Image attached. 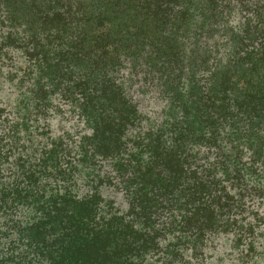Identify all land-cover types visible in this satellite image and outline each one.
Here are the masks:
<instances>
[{"label":"trees","instance_id":"1","mask_svg":"<svg viewBox=\"0 0 264 264\" xmlns=\"http://www.w3.org/2000/svg\"><path fill=\"white\" fill-rule=\"evenodd\" d=\"M0 264H264V0H0Z\"/></svg>","mask_w":264,"mask_h":264},{"label":"rangeland","instance_id":"2","mask_svg":"<svg viewBox=\"0 0 264 264\" xmlns=\"http://www.w3.org/2000/svg\"><path fill=\"white\" fill-rule=\"evenodd\" d=\"M227 21L228 25L225 27L222 26L220 32H215V37L218 38L217 42L221 44L220 54L224 51H230L233 45L232 38L234 37V32H236L237 27V10L232 8L227 12V19H224V22ZM214 36V34H213Z\"/></svg>","mask_w":264,"mask_h":264}]
</instances>
